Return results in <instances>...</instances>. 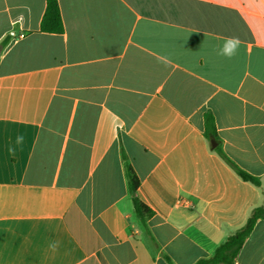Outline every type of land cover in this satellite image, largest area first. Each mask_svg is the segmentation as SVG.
Segmentation results:
<instances>
[{"label":"crops","instance_id":"obj_1","mask_svg":"<svg viewBox=\"0 0 264 264\" xmlns=\"http://www.w3.org/2000/svg\"><path fill=\"white\" fill-rule=\"evenodd\" d=\"M58 3L51 33L46 0H0V264L211 257L264 204V0ZM235 264H264V219Z\"/></svg>","mask_w":264,"mask_h":264},{"label":"trees","instance_id":"obj_2","mask_svg":"<svg viewBox=\"0 0 264 264\" xmlns=\"http://www.w3.org/2000/svg\"><path fill=\"white\" fill-rule=\"evenodd\" d=\"M41 31L51 33L63 32V22L58 0H46V10L41 21ZM7 41L8 37L2 41V44L5 45ZM205 136L210 141H217L215 119L214 116L209 113L205 114ZM219 153L244 181L251 182L256 186H261V179L259 177L253 176L241 169L227 158L221 150H219ZM124 167L135 212L141 220L145 221L148 217L153 215V211L138 198L136 192L139 186V177L129 161L126 160V157H124ZM258 219H264V204L255 207L251 211L245 224L233 235L229 236L225 242L220 244L211 257L201 259L195 264H235L240 249L250 235Z\"/></svg>","mask_w":264,"mask_h":264},{"label":"clouds","instance_id":"obj_3","mask_svg":"<svg viewBox=\"0 0 264 264\" xmlns=\"http://www.w3.org/2000/svg\"><path fill=\"white\" fill-rule=\"evenodd\" d=\"M238 40L232 38V39H229L225 46H224V53L227 54V55H232L234 54L236 48L238 47Z\"/></svg>","mask_w":264,"mask_h":264},{"label":"water","instance_id":"obj_4","mask_svg":"<svg viewBox=\"0 0 264 264\" xmlns=\"http://www.w3.org/2000/svg\"><path fill=\"white\" fill-rule=\"evenodd\" d=\"M211 144H212V147H215L217 145L216 141L215 140H212L211 141Z\"/></svg>","mask_w":264,"mask_h":264}]
</instances>
